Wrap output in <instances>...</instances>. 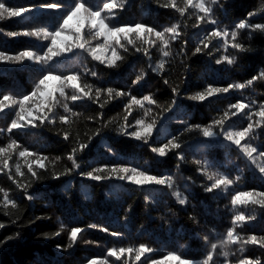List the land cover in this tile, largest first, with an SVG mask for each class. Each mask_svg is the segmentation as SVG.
Here are the masks:
<instances>
[{
    "label": "snow or ice",
    "instance_id": "6c2138e0",
    "mask_svg": "<svg viewBox=\"0 0 264 264\" xmlns=\"http://www.w3.org/2000/svg\"><path fill=\"white\" fill-rule=\"evenodd\" d=\"M129 5L0 0V21H27L0 33L46 42L0 50V65L35 73L23 91L0 87V230L11 229L0 252L19 242L54 245L28 249L32 264H264V3L148 0L164 21L123 19ZM37 129L55 134L60 154ZM89 185L115 220L88 206ZM89 230L109 243L69 259Z\"/></svg>",
    "mask_w": 264,
    "mask_h": 264
},
{
    "label": "trees",
    "instance_id": "16d2710c",
    "mask_svg": "<svg viewBox=\"0 0 264 264\" xmlns=\"http://www.w3.org/2000/svg\"><path fill=\"white\" fill-rule=\"evenodd\" d=\"M36 2V0H8V3L12 5H28L30 3ZM244 4H241V9L244 7ZM149 5L148 0H130V5L128 9L122 13L123 19H139L141 17L150 18V19H159L160 21H164L167 18V10H160L158 14H152L149 15L148 11ZM21 23H27V21H18L16 19H6L5 21H0V27H3L5 30H19V25ZM31 42L33 44L34 48H39L41 43H46L43 41H38L36 38H26V39H19V38H8L3 33H0V50L6 49L8 51H15V50H23V47L26 43ZM69 63V62H66ZM70 66H74V62H70ZM35 75L34 72H31L28 69H19L13 66H7V65H0V87L3 88H12L17 91H23L24 89L28 88L31 84L32 77ZM258 92H264V89H258ZM119 111V108H116L109 112V116H114L116 112ZM5 120V117L3 115H0V126L3 125ZM41 136L49 138L47 140V145L49 149L52 150L53 154H60L61 149L63 148V145H60L56 139L55 134L50 133L47 130H36V137L35 139H39ZM27 139L32 140L33 137L29 135ZM128 138H125L127 140ZM117 146L121 148L122 150H126L131 152L133 150L132 143L130 141H119L117 142ZM146 159V158H145ZM232 159H236V155L233 154ZM143 164V161H140ZM149 166H151V162H149ZM244 165L241 164V167ZM255 185L258 186L259 182L255 181L252 182ZM0 185L6 186L5 179L2 175H0ZM87 192H91L93 196V202L89 203V207L93 206V203L95 207L99 211L100 220L103 221L104 219H112L115 220V217L108 216L105 217V212H111V209L109 206L102 203L103 201V195L102 192L100 195H97L96 192H94L89 185L88 188H85ZM242 191H248L250 190L248 187L240 189ZM258 190H264V189H258ZM81 191H84L81 189ZM49 194L57 198L60 196V193L56 192L55 190H50ZM83 199V196L77 193L75 195V201L74 205H67V208L69 211H71V207L75 206V204H78L80 200ZM43 201H38L36 207L38 209L43 208L44 206ZM63 206V205H62ZM246 208V214H248L251 211V208L248 206H242ZM258 207V206H257ZM39 214V212L37 213ZM80 219L83 221V223H92L97 222L96 214L88 215L85 214ZM142 220V214L141 209L139 206L136 207L135 212L133 213L132 219L127 227V231L129 233L134 232L135 228L138 226V223ZM83 223H79L73 226H81L83 227ZM115 227H120V225H116ZM115 227L113 230H115ZM257 232H259L260 229H264V219L258 221L255 225ZM11 229L8 233H5L3 230H0V238H3V235L10 234ZM31 234V228L26 230L25 235L28 236ZM63 242H67L66 236H62L60 238ZM79 239V248L75 250V253L73 257H70L69 259L75 260L79 259L85 255H89L91 253H99L103 251V246L105 244L109 243V237L107 234L100 232L99 230H89L87 233L83 234V238ZM98 240L100 242L99 246L95 245H86L83 243V240ZM183 242V241H181ZM44 248L45 254H51L52 251H54V245L48 244V245H38V244H30L27 245L25 248H21L19 242H9L8 246L0 252V264H25V262L30 258V252L28 249L31 248ZM38 250V249H36Z\"/></svg>",
    "mask_w": 264,
    "mask_h": 264
},
{
    "label": "clouds",
    "instance_id": "9594fccd",
    "mask_svg": "<svg viewBox=\"0 0 264 264\" xmlns=\"http://www.w3.org/2000/svg\"><path fill=\"white\" fill-rule=\"evenodd\" d=\"M260 2L261 3H264V0H260ZM3 12V10H0V13H2ZM25 264H32V262L30 261V260H27L26 262H25Z\"/></svg>",
    "mask_w": 264,
    "mask_h": 264
},
{
    "label": "rangeland",
    "instance_id": "374dc122",
    "mask_svg": "<svg viewBox=\"0 0 264 264\" xmlns=\"http://www.w3.org/2000/svg\"><path fill=\"white\" fill-rule=\"evenodd\" d=\"M83 190H84V191H86V189H85V188H84Z\"/></svg>",
    "mask_w": 264,
    "mask_h": 264
}]
</instances>
